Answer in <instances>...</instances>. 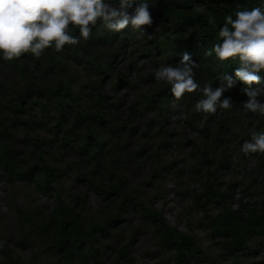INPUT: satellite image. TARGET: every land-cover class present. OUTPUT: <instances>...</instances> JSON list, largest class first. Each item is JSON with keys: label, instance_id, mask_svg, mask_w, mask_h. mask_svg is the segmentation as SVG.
I'll use <instances>...</instances> for the list:
<instances>
[{"label": "rangeland", "instance_id": "obj_1", "mask_svg": "<svg viewBox=\"0 0 264 264\" xmlns=\"http://www.w3.org/2000/svg\"><path fill=\"white\" fill-rule=\"evenodd\" d=\"M105 2L119 4L110 0ZM152 19L153 24L146 26V29L156 27L159 19L156 12L152 14ZM116 33L112 40L102 44L104 48L118 46L121 33ZM76 35L79 37V30ZM93 47L90 40L85 42L86 52H91ZM117 51V56L112 59L111 70L120 69L124 72L131 80L130 85L121 84L114 88L106 75L101 83L105 97L99 104L87 103L85 109L101 108L104 116L111 122H127L122 129L111 133L115 154L112 169L124 178L125 190L136 195L147 206L160 211L168 224L178 231L193 235L198 246L212 260L199 264H264V236L251 237L247 241V249L234 259L233 254L224 249L223 239L211 234L205 212L193 194L194 189L199 190L201 180L206 178V166L197 164V158L204 149L211 159L209 170L213 172L216 185L219 184L222 190L230 192L232 204L237 205L241 200L264 203V154L245 155L241 151L242 144L251 140L253 132H262L264 116L244 109L243 103L247 96L240 92V85L226 90L223 97H230L233 107L227 110L218 108L216 113L228 116L230 122L239 123L245 138L243 141L229 142L225 149H216L188 122L189 108L195 106L196 97L187 108L185 96L177 100L170 92L166 118L150 110H130V103L140 95L153 94L166 87V82L156 80L155 73L160 66L170 64L158 56L153 61L150 60L135 43H126L121 48L118 46ZM45 52L48 53L49 50L46 49ZM20 58L25 62L23 69L0 59L1 85L8 88L21 86L30 77L39 82L40 73L33 65L31 54H24ZM64 60L74 89L79 88L81 82H88L96 77L73 59L66 57ZM58 74L54 68L50 78L55 80ZM7 97L6 93L0 92V131L4 122L3 115L6 119L10 116L7 107L10 100ZM257 99L264 103L263 97ZM34 114V109L30 108L24 116L35 120ZM52 120L50 117L46 121L52 124ZM130 126L131 129H128ZM10 129V144L16 149L24 166L39 162L36 152H30L31 145L24 139V127L13 125ZM29 135L43 139L42 146L47 147L49 143L43 160L49 166L66 171L62 178L64 191L59 196L44 193L29 180L8 179L0 167V241L13 249L25 262L52 264L55 254L49 246L51 236L38 232L33 220L38 222L40 217L45 218L66 209L77 213L83 224L90 226L91 223H102L113 214L120 199H116L112 193L103 196L89 187L85 175L89 174L93 163L81 156L74 147L61 145L60 140L46 126H35L29 131ZM194 164H197L196 168ZM80 171L84 174H79ZM96 177L105 182L109 180L104 168L97 170ZM207 208L209 214L216 211L214 206L209 205ZM124 216L123 221L112 227L106 237L94 243L98 260H94L86 247L84 255L75 258V264H128L118 254V248L123 245H126L127 255L133 264H173L171 250L159 244L153 225L140 210L129 207Z\"/></svg>", "mask_w": 264, "mask_h": 264}, {"label": "trees", "instance_id": "obj_2", "mask_svg": "<svg viewBox=\"0 0 264 264\" xmlns=\"http://www.w3.org/2000/svg\"><path fill=\"white\" fill-rule=\"evenodd\" d=\"M110 1L119 2V0ZM138 2L148 3L151 15L157 13L159 18L157 25L150 29L144 26L143 31L133 30L129 26L120 32L118 46L121 48L126 43H135L142 53L150 57V60L153 61L158 56L172 66L179 63L185 52L189 53L198 65L194 68V72L201 89L205 84L213 88L219 86L218 77L221 74L235 78V70L239 67L238 59L221 62L215 58L214 53L207 55L218 42V32L224 25L225 16L231 14L235 19L234 13L238 7L241 10L261 7L264 10V0H138ZM133 11L134 8L129 10V12ZM210 19H214L215 24H210ZM77 30L72 28L71 34L77 36ZM116 34L100 23L93 28L89 39L94 45L91 52L85 51V40H80L78 45H66L61 52H57L53 45L48 49L49 52H45L40 58H35L31 54L33 65L40 73L39 82L30 77L27 83L21 86L14 85L11 88L0 83V92L6 93L9 96L7 99L10 100L7 104L10 116L7 119L5 115L2 117L4 122L0 131V167L8 179L29 180L44 193L61 195L65 187L62 178L66 175V171L46 164L43 154L48 152L49 143L47 147L42 146L43 139L29 135V131L35 126H46L53 136L60 140L61 145L74 147L81 156L93 163V168L89 170L88 175H85L89 187L103 196L112 193L116 199H120L113 214L105 218L102 223H91L90 226L84 225L77 213L66 209L56 211L45 218L40 217L38 222L33 220L38 232L51 236L49 246L55 254V261L52 264H75V258L84 255L86 247L94 260H98L97 247L94 243L106 237L112 231V227L123 221L124 213L129 207L140 210L153 225L159 244L171 250L173 264H199L205 260L210 262L212 260L198 246L193 235L178 231L168 224L160 211L147 206L136 195L125 190L124 178L112 169L115 154L111 133L122 129L127 122L124 120L120 124L111 122L104 116L101 108L85 109L87 103L99 104L105 97L101 83L106 75L114 88L121 84L128 86L131 83L120 69L111 70L112 59L118 54V46L104 48L102 45L105 41L112 40ZM66 57L95 74L94 80L81 82L79 88L74 89L70 75L66 72L68 70L64 60ZM0 59H3L2 53ZM8 62L21 69L25 67L22 58ZM53 67L59 72L55 80L50 78ZM260 75L261 83L254 87L264 89V72ZM237 84L242 87L239 82ZM165 86L156 93L140 95L130 103L129 109H133V112L150 110L166 118L171 86L169 84ZM184 96L187 108L195 97L197 101L204 98L202 91ZM262 97L264 99L261 93L258 98ZM239 100L241 101L242 98ZM30 108L34 109L35 120L24 116ZM189 109V124L196 128L206 141L208 139L212 147L225 149L231 141L244 140L245 136L240 124L236 121H228V116L198 112L195 106ZM130 110L129 112H132ZM50 117L53 118L52 124L46 121ZM13 125L24 127V139L31 145L30 152H36L39 162L24 166L16 149L10 144L12 141L10 128ZM262 132H264V124ZM197 161V164L206 166V178L201 180L199 190L194 189L193 194L205 212L211 234L221 237L224 249L237 259L247 249V241L251 237L264 236V203L241 200L237 205L232 204L230 192L222 190L214 181L213 172L209 170L211 159L208 158L206 150L201 151ZM197 164H194L195 168ZM100 168L108 172V182L97 179L96 172ZM79 174L84 173L80 171ZM209 205L216 208L212 214L207 213ZM118 254L123 256L128 264H133L132 259L127 255L126 245L118 248ZM0 264L35 263L25 262L3 242L0 246Z\"/></svg>", "mask_w": 264, "mask_h": 264}, {"label": "clouds", "instance_id": "obj_3", "mask_svg": "<svg viewBox=\"0 0 264 264\" xmlns=\"http://www.w3.org/2000/svg\"><path fill=\"white\" fill-rule=\"evenodd\" d=\"M234 16L235 19L231 14L225 16L218 42L207 55L214 53L221 62L238 59L235 78L221 74L219 86L205 84L201 89L194 72L198 65L187 52L175 66H160L155 78L169 84L177 100L185 94L202 91L204 98L196 102L195 109L213 114L218 108L233 107L231 98L223 94L239 82L240 92L247 96L244 109L264 116V103L257 99L264 89L254 87L261 83L260 73L264 72V10L238 7ZM100 23L115 32L129 26L143 31L144 26L153 24V19L149 4L138 0H119L118 5L105 0H0V53L5 61H12L27 53L40 58L53 45L61 52L66 45H78L81 38L89 40L93 28ZM209 23L215 24V20L210 19ZM72 28L79 30V37L71 34ZM241 151L245 155L264 154V132H253Z\"/></svg>", "mask_w": 264, "mask_h": 264}]
</instances>
